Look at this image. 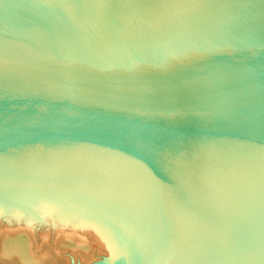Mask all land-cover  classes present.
Instances as JSON below:
<instances>
[{"label": "water", "instance_id": "1", "mask_svg": "<svg viewBox=\"0 0 264 264\" xmlns=\"http://www.w3.org/2000/svg\"><path fill=\"white\" fill-rule=\"evenodd\" d=\"M0 201L264 264V0H0Z\"/></svg>", "mask_w": 264, "mask_h": 264}, {"label": "bare ground", "instance_id": "2", "mask_svg": "<svg viewBox=\"0 0 264 264\" xmlns=\"http://www.w3.org/2000/svg\"><path fill=\"white\" fill-rule=\"evenodd\" d=\"M125 243L109 230L0 201V264H98Z\"/></svg>", "mask_w": 264, "mask_h": 264}]
</instances>
